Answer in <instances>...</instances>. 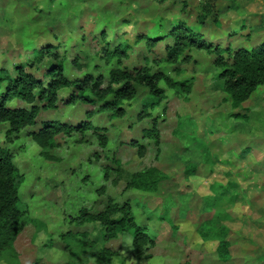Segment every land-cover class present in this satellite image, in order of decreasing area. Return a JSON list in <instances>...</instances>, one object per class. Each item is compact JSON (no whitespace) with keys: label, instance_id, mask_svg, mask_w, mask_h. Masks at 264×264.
Masks as SVG:
<instances>
[{"label":"rangeland","instance_id":"374dc122","mask_svg":"<svg viewBox=\"0 0 264 264\" xmlns=\"http://www.w3.org/2000/svg\"><path fill=\"white\" fill-rule=\"evenodd\" d=\"M246 1L219 0V20L202 25L199 0H0V68L10 77L21 63L46 84L53 58L39 51L47 45L70 79L91 74L106 87L112 70L139 66L158 76V92L139 86L118 102L120 114L101 105L112 94L66 102L71 87L54 105L38 90L7 99L24 116L0 120V157L18 188L0 264H264V84L234 101L220 76L234 51L264 41V16H252L255 5L248 13ZM179 23L222 47V58L192 45L170 54L164 34ZM138 175L164 177L155 190L128 186ZM209 193L230 212L228 260L195 229ZM109 203L112 218L128 203L146 233L140 255L132 225L105 239L100 219L75 221Z\"/></svg>","mask_w":264,"mask_h":264},{"label":"trees","instance_id":"16d2710c","mask_svg":"<svg viewBox=\"0 0 264 264\" xmlns=\"http://www.w3.org/2000/svg\"><path fill=\"white\" fill-rule=\"evenodd\" d=\"M216 4L217 0H199L196 8V20L199 24L204 25L219 20ZM168 30L170 31L164 34V37L165 46L170 54L177 53L184 45H192L197 48L213 51L219 59L222 58V47L216 45L212 40H207L191 27L179 23L172 25ZM44 47L39 51L40 56L52 57L54 61L48 63L46 74L50 76V79L46 84L25 70L21 63L13 65V68L16 70L15 77H10L9 74L6 75V67L5 69L0 68V120L9 119L12 122H16V120L24 116L23 110L10 109L5 106V102L9 97L14 95L24 97L27 94L26 89L29 91L38 90L39 98L51 105H54L57 100H61L62 97L58 95V90L63 87L73 88L66 99V102L70 103L76 100H80L83 103H98L101 98L112 94V99L104 100L101 105L114 107L117 114H120L122 110L117 105L118 102L123 97L136 95L139 86H143L147 92L152 94L158 92L156 84L158 76L141 66L134 73L130 70H112L110 74L111 84L106 87L100 86L101 79L91 74H86L81 78L70 79L64 74L62 61L58 60L57 51L53 49L56 46L49 47L47 45ZM233 57L232 66L222 69L220 76L224 79V88L229 90L234 98L233 100L240 101L242 98H246L256 86L264 83V41L252 49L243 48L234 51ZM219 63H223V60H220ZM113 83L118 85L114 87L112 86ZM95 99L97 100L94 101ZM152 102L155 101L153 100L150 103ZM65 125L61 122L57 123L59 127H65ZM44 128H46V125ZM2 159L3 157H0V217H5V221H2V225H0V248L6 246L9 242L10 236L7 227H12L14 220V218H9V214L12 213V216H15L14 214L16 213L13 206L14 201L18 198L17 183L13 180V176L8 173L10 167ZM159 176L144 179L138 175L136 178L129 180L128 186L155 190L157 180L164 177V175ZM220 198L221 194L217 193H214L212 196H205L202 208L205 213L203 215L205 216L200 217L195 229L203 241H216L215 251L218 257L226 260L229 258L230 253V242L226 238L229 229L223 223L224 218L227 217V213L217 210V200ZM113 206L115 205L109 203L103 212L96 214L89 213L87 209L83 208L75 217V221L82 223L91 219H100L99 221L104 227L105 239H109L116 234V227L126 225L127 230H129V226L132 225L133 228L129 230L134 244L132 247L134 253L140 255L138 253H140L143 238L147 236L146 233L139 225L137 226L133 223V214L129 211L128 203H123L117 208V210L124 212L119 218H112L110 216L116 210V208L113 209ZM142 253L144 254L145 251L143 250Z\"/></svg>","mask_w":264,"mask_h":264},{"label":"crops","instance_id":"0c3cea01","mask_svg":"<svg viewBox=\"0 0 264 264\" xmlns=\"http://www.w3.org/2000/svg\"><path fill=\"white\" fill-rule=\"evenodd\" d=\"M249 0H247L246 2H248ZM218 2H219V0H217V4H216V9H217V6H218ZM227 5H231V2H227ZM249 6L246 8V10H248V13L249 12H253L254 11V8H253V6L255 5V7H257V10H256V12L257 13H252V16H253V14H257L256 16L259 18L260 17V15H262V16H264V0H251L250 1V3L248 4ZM218 11V10H217ZM241 11H244V9L242 8V10ZM241 16H243V15H241ZM257 17H256V19H257ZM245 17H243L242 19H244ZM241 23H244V21H242ZM263 42V41H262ZM264 84V83H263ZM209 195H214L213 193H209ZM227 213V217H225L224 218V220H223V223H225L226 224V226H227V223H226V221L230 218V212L228 211V212H226ZM228 227V226H227ZM228 229H229V227H228ZM179 232H181V231H179ZM229 232V231H228ZM228 234V233H227ZM226 238L228 239V237H227V235H226ZM199 239L200 240H202L201 239V237L199 236ZM229 240V239H228ZM214 242V251H215V249H216V241H213ZM230 242V241H229ZM191 246H194V247H192V248H195V247H197L196 245H191ZM190 246V247H191ZM188 250H190V249H187L186 247H184V251L183 252H185V254L184 255H186L187 254V252H188ZM192 252H194V251H192ZM229 258H231V244L229 245ZM146 254V253H145ZM215 254L217 255V253H216V251H215ZM218 256V255H217ZM229 258H227L226 260H228ZM223 261V260H222ZM186 264H189V263H186Z\"/></svg>","mask_w":264,"mask_h":264}]
</instances>
